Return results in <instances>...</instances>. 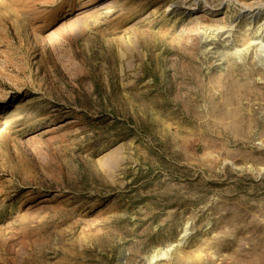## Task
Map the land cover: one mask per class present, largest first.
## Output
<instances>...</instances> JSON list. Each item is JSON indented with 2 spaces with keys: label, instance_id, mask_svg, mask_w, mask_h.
I'll return each instance as SVG.
<instances>
[{
  "label": "rangeland",
  "instance_id": "rangeland-1",
  "mask_svg": "<svg viewBox=\"0 0 264 264\" xmlns=\"http://www.w3.org/2000/svg\"><path fill=\"white\" fill-rule=\"evenodd\" d=\"M0 264H264V0H0Z\"/></svg>",
  "mask_w": 264,
  "mask_h": 264
}]
</instances>
